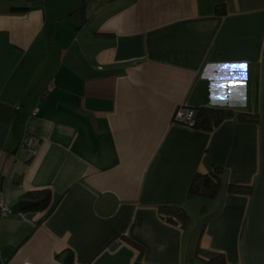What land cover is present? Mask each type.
Listing matches in <instances>:
<instances>
[{
    "label": "crops",
    "instance_id": "crops-1",
    "mask_svg": "<svg viewBox=\"0 0 264 264\" xmlns=\"http://www.w3.org/2000/svg\"><path fill=\"white\" fill-rule=\"evenodd\" d=\"M1 206L0 264H264V0H0Z\"/></svg>",
    "mask_w": 264,
    "mask_h": 264
},
{
    "label": "trees",
    "instance_id": "trees-1",
    "mask_svg": "<svg viewBox=\"0 0 264 264\" xmlns=\"http://www.w3.org/2000/svg\"><path fill=\"white\" fill-rule=\"evenodd\" d=\"M28 8L26 6H20V7H12L11 11L23 13ZM216 12L220 15L224 14V6L223 4H220L216 6ZM230 115V112L219 110V109H212L209 107H198L195 109V127L194 128H202V129H211L214 125H216L221 119L228 117ZM240 118H247L246 115L240 114ZM216 171L219 170L218 167L215 168ZM220 188V181L219 176L217 173H213L212 175L206 174V175H200L196 174L191 179V183L188 188V194L189 195H203L205 197H213ZM229 189L234 192H249L250 188H243L240 186H236L231 184L229 186ZM39 198L36 197L37 201L36 204H34V207H37L36 209H44L49 201L50 194L47 191H40L37 192ZM173 213L166 216L165 220L172 224H179L180 226H185L188 221L190 220L189 215L180 208H175L172 211ZM140 251L141 248L136 246ZM196 256L198 257H205L206 254H202V251L200 249L196 250ZM207 258V257H205ZM208 264H211V259L206 260ZM210 262V263H209ZM61 264H73V258L72 254L69 253L68 256L64 259V261ZM135 264H144L140 261H136Z\"/></svg>",
    "mask_w": 264,
    "mask_h": 264
},
{
    "label": "built area",
    "instance_id": "built-area-1",
    "mask_svg": "<svg viewBox=\"0 0 264 264\" xmlns=\"http://www.w3.org/2000/svg\"><path fill=\"white\" fill-rule=\"evenodd\" d=\"M35 113V112H34ZM173 122L182 124L189 128L195 127V108L192 106H188L186 104H181L173 114ZM39 144V139L35 136L25 135L22 140L20 141V145L27 147L29 149H35ZM10 213L9 208L6 206L0 207V215H6ZM124 234H127L124 232ZM29 264V263H26Z\"/></svg>",
    "mask_w": 264,
    "mask_h": 264
},
{
    "label": "snow or ice",
    "instance_id": "snow-or-ice-1",
    "mask_svg": "<svg viewBox=\"0 0 264 264\" xmlns=\"http://www.w3.org/2000/svg\"><path fill=\"white\" fill-rule=\"evenodd\" d=\"M212 67H219L222 70H233L237 68L243 70L245 66L240 65V64H222V65H217V66H212ZM218 87H224V85H218Z\"/></svg>",
    "mask_w": 264,
    "mask_h": 264
},
{
    "label": "rangeland",
    "instance_id": "rangeland-1",
    "mask_svg": "<svg viewBox=\"0 0 264 264\" xmlns=\"http://www.w3.org/2000/svg\"><path fill=\"white\" fill-rule=\"evenodd\" d=\"M190 215V220H189V228L193 229L197 226V224L199 223V220L197 218V214L195 212V214H189ZM200 264V263H199Z\"/></svg>",
    "mask_w": 264,
    "mask_h": 264
}]
</instances>
